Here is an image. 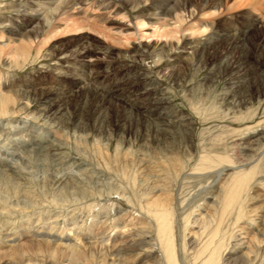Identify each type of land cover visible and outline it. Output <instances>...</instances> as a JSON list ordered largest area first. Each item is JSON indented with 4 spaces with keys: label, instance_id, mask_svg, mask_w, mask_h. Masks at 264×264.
Listing matches in <instances>:
<instances>
[{
    "label": "rangeland",
    "instance_id": "1",
    "mask_svg": "<svg viewBox=\"0 0 264 264\" xmlns=\"http://www.w3.org/2000/svg\"><path fill=\"white\" fill-rule=\"evenodd\" d=\"M30 1V4L38 2ZM49 1H51L49 4L51 7L47 6L48 8L44 9L45 12L41 16L52 9L50 18L53 22L50 28L34 41L25 60L19 59V62H13L11 65V63L4 64L10 60L4 47L8 43L17 44L18 40L14 39L15 37H12L4 28L5 24L8 23V20L17 19L19 11L16 9L21 7V4L27 13L31 14L33 11L24 0H0V11L2 10L0 12V50H4L0 52V73H2L1 80L6 84L1 87L0 97L2 93H5L10 94L13 99L15 98V101L12 99L14 103L11 105L16 110L15 113L0 115L2 127L0 159L7 161L14 173L11 174L9 169V172L6 171L7 169L4 170L0 180V232L7 231L6 233L12 234L17 229L26 231L22 230L25 229V225L37 229L52 221L61 223L58 227L60 231L63 217L74 215L79 218V223L72 227L69 226L71 230L66 231V234L72 242L80 245L86 252L93 251L98 254L101 251H108L116 239L134 236L137 233V227L134 224L136 218L133 217L139 214L136 205L144 192L149 191L148 194L151 192L160 193L162 189L167 190L166 193L170 191L175 219L182 225L185 215L192 219L194 215L202 217L207 214L209 196L216 186L225 182L228 175L244 168L247 170L256 164L259 169L251 183L248 196L242 195L244 210L247 211V214L245 213V217L236 224L225 221L222 227L226 229V237L234 235L235 238L232 241H236L239 237L256 240L254 228L247 226L245 222L251 217L264 222V138H259L264 136V94L257 96L256 84L251 83V91L255 94L251 101L231 102V89L227 87L229 86L228 80L235 75V63L238 64L241 59L245 63L255 61L257 65L264 68V62L258 60L254 55L255 45L264 42V20L258 21L256 25L247 26L248 39L244 50H241L239 44L236 47L235 43L231 44L232 41L236 42L235 38H230L231 42L227 43L229 38L226 39L222 35L223 29L226 27H231L232 31L236 28H243V24L247 21L243 17L235 16L242 12L243 8L247 7L246 11H253L262 19H264V14L261 15V13L264 12L257 9L251 10L249 6H239L237 0H208V2L207 0H193L195 6L187 8L182 6L183 10L180 11L186 21V24H183V21L180 25L181 33L177 38H169L152 36L154 27L160 25L155 18L151 21L143 20L142 17L141 19L136 18V15L141 12L142 14L149 11L155 12L153 6L156 3L165 2V0H137L134 8L128 6V9L123 10L115 5L110 6V3L116 0ZM181 1L183 2V0ZM262 3L264 2L262 1ZM34 4L31 5L32 9L39 8V6L37 7L38 3L35 4L36 6ZM10 10H14V13ZM230 15H233L232 19L228 18ZM28 16H24L25 19L22 18L21 21H27ZM144 21L147 24L138 25L139 22ZM163 22L170 23L171 21ZM190 23L198 25L205 23L208 33L193 34L188 29ZM212 32H216L217 35L221 34L222 37L215 41L209 40L213 45L210 53L207 52L201 57H196L197 59L192 56V59L182 63L180 70L174 69L175 72L167 71V69L161 71L170 66L165 63L167 57L169 58L173 55L172 53L181 50L184 43L196 44L202 39L207 40L210 33L213 34ZM145 43H150L151 47L146 51L142 49V53L138 55L135 52L136 46L139 44L143 46ZM240 43L242 42L240 41ZM82 47L88 50L102 48L101 50L104 52L91 59L93 60L92 68L86 69L85 67V72L91 74L92 86L101 85L120 93L121 97L135 101L134 99L139 100L141 97L138 88L152 78L160 89H165H163V97H166V105L191 115L194 119L193 124L186 128L173 123L164 133L160 127L157 128V120L155 121L154 118L144 114L145 116L141 115V123L135 122L133 118V123H130V126L133 124L130 127L131 133H123L116 129L120 127L124 119L126 120L125 110L120 106H113L102 112L105 122L100 129L95 125L94 111L101 106V98L92 90L79 91L82 94L70 96L68 113L74 116L77 109L81 114L84 113L81 115L84 119H82V128L62 125L53 120L49 114L38 115L36 108L42 102L38 96L54 94V91L49 88L51 85L56 89H61L63 83L71 81L62 76L63 78L58 77V84L51 83L57 76L49 69L60 63L61 54L70 55L73 62H81L79 54L83 51ZM190 49L187 48L188 52ZM144 56L147 60L141 59ZM187 56L190 58L188 53L183 58ZM224 59H226L225 66L222 63ZM77 64L79 63H76L78 68L82 67L81 64ZM7 65L11 66L7 67ZM138 65L141 66L144 74H147L141 75L138 73L140 71L136 72L137 69L134 71ZM149 67L151 68L150 73L146 70ZM157 70L159 71L156 72ZM187 84L192 87L189 91ZM44 87L48 90H44ZM20 100L27 102L28 107L19 110ZM147 103L150 104L148 107L153 105V101L151 102L150 99L146 101L145 105ZM75 104L81 107L78 108ZM126 105L129 108V104ZM74 107H77L76 110ZM138 109L134 112L140 113L141 108ZM252 112L256 113L253 117L245 116L246 113ZM107 124L108 127L110 126L109 128ZM13 130H18L23 135L34 131L50 133L52 137L58 139V143L60 142L59 152L62 159L58 160V158L47 156L36 150H31V154L33 152L31 155L29 151L18 147L15 139L12 140ZM242 146L247 148L242 150ZM208 158L214 161L218 160V163L214 161L208 163ZM221 158H226V160H220ZM73 160L78 163L83 161L82 164L85 166L77 167L72 164ZM61 174L68 177L65 184L57 188L56 185H53L54 178L55 175ZM76 183L80 188L75 185ZM74 188L75 190H73ZM118 188L122 189V192ZM124 190L126 192H123ZM122 193L125 194L122 195ZM125 197H128L129 200ZM118 200L131 205V208L133 207L132 209L127 208L130 210V216L121 213L114 226L113 223L109 225L108 222V225L99 230L92 227L88 233L85 224L90 222L91 217L89 216L85 223L87 214H84L83 211L86 213L90 207L86 208L85 205L90 202L91 206L97 209L102 204L110 207L113 201ZM81 201H84V205L81 204ZM179 224H177V228H181ZM225 229L222 232L225 233ZM179 236L181 235L179 234ZM262 237L264 238V234ZM7 238H12V235ZM30 238L33 239L32 235L27 234L20 242H28ZM263 238L261 242L257 241V254L255 251L251 255L252 260L246 264H264Z\"/></svg>",
    "mask_w": 264,
    "mask_h": 264
},
{
    "label": "bare ground",
    "instance_id": "2",
    "mask_svg": "<svg viewBox=\"0 0 264 264\" xmlns=\"http://www.w3.org/2000/svg\"><path fill=\"white\" fill-rule=\"evenodd\" d=\"M24 1L26 2L27 5H30L29 6L31 8L30 10L33 12L31 14L27 13V11H25V7L23 8L22 4H21V7H19L18 9H16V7H14L13 5V7L16 10H18L20 14L19 13L17 14L18 15L17 19L16 18L14 19L12 17L13 19L11 21L8 20V23L5 24V27L3 26L4 28H6V30H8V32L12 35V37H15L14 39L18 40L17 44L16 43H12V45L9 43L5 44L4 49L7 51L6 53L10 57V60L7 61L8 63L4 61L5 62V63L3 62L4 64L11 63L12 65L13 62L15 63L19 62V59L25 60L30 53V49L33 46L32 44L34 43V41L38 39L39 36L44 34L50 28L53 22L52 19L50 18L52 9L49 12L45 13L43 16H41L48 7L49 8L51 7V5H49L51 1L35 0V1H38L36 3H38L37 7L39 6V8H33V9L31 5L34 4L33 2L34 0H32L33 2L32 4L29 3L31 2L30 0H24ZM39 1H42V2H39ZM136 1L137 0H118V1L116 0V1H112V3H110V6L115 5L120 10L128 9L127 8L128 6L134 8ZM178 1L179 0H165V2L156 3L155 6H153L155 12L149 11L144 14H142L141 12L140 14L136 15V18L141 19L142 17L143 20H147V21H151V19L155 18L156 20L159 21L160 25H156L154 27L152 36L177 38L178 35L181 33L179 30L181 23L184 21L183 24H186L184 15L180 12L183 10L182 6L186 8L189 6H195L193 4L195 3V1L193 0H183V2L181 0H180L181 2L180 1L178 2ZM262 1L264 2V0H237L239 6H249L251 10L257 9V10L264 12V3H262ZM245 9H247V7L243 8L242 12L235 15L238 17H243L245 21H247L246 23L243 24V28L241 27L236 28L234 31H232L233 29H231V27H228V28L226 27L223 29L224 32L222 35L223 37H226V39L229 38L227 43L231 42L230 38H235L234 40H236V42L232 41L231 44L235 43L234 44L235 47L239 44L241 46V50H244V46L246 45V40L248 39L247 37L248 27L247 26L256 25L258 21L264 20L261 18V16L254 14L253 11L252 12L246 11ZM41 10H44V11H41ZM0 12H2V10ZM172 13H175V14L173 15ZM171 14L172 16L167 18V16ZM263 14L264 13H261V15ZM27 15H29L27 18L28 20L21 21V19L23 18L24 20L25 19L24 16H27ZM232 17L233 15H230V17L228 18L232 19ZM163 21H171V22L167 23ZM145 24H147L146 21L139 22L138 25L144 26ZM76 27L78 28L77 23H76ZM188 29L193 34L196 33V34L204 35L205 32L208 33L207 31L208 29L206 28L205 23H202L200 25L190 23ZM212 33H213L212 35L210 33L209 38L207 40L200 39L201 41L196 44H192V42L184 43L181 50L177 52L175 51L176 53L175 52L172 53L173 55L171 57L169 58L167 57L165 63L170 66L162 69L161 71L163 70L166 71L167 69V71L170 70L172 72H175L174 69H177V68L180 70L181 68L180 66L182 65V63H185L186 61H188V59L190 60L193 57L195 58L201 57L203 56V54L212 50L213 45L211 41L209 42V40L215 41L219 37H222L220 36L221 34L217 35L216 32H212ZM240 41L242 43H240ZM149 44L145 43L143 46H140L139 44L138 46H136L135 52L138 55H140L142 53L141 52L142 49L146 51L151 47V45ZM140 48L141 50L139 51ZM187 48H191L189 50L190 52H188ZM101 49L102 48H99L98 50H94V49L88 50L82 47L83 51H81V53L79 54V57L81 58V62L80 61L73 62L72 57L68 54L60 55V58H59L60 63L56 64V66L49 69L52 73L54 72L57 76L55 77V79L52 80L54 82H51V83L58 84L57 83L58 77H62V76L64 78H69L71 81L70 83H63L61 89H56V87H52L51 85V87L49 88L50 90L54 91V94H51V95L43 96L42 95L43 93L40 91L42 93L41 94L42 96H38V97L39 99L41 98L42 102L36 108V113H38V115L39 114L40 115L49 114L53 120L61 123L62 125L75 126L78 128L79 127L82 128L83 127L82 121L84 119L81 115L84 113L81 114L78 111V109H77L76 114H74V116H71V114L68 113L69 112L68 109H70L68 108L70 107L69 103L71 102L70 96L72 97L76 94H82L79 91L85 92V91L92 90L93 93L100 96L101 98V106L97 107L98 109L94 111L95 114L93 113L95 115V118H94L95 125L100 129L103 127L104 122H105L103 119L104 117L102 118V114H104L102 112L104 110L106 111L110 109V107H113V106H116V107L120 106L124 108L125 110L124 115L126 117V120L124 119V122L122 121L119 128L116 127L115 125V127L118 128L116 130H118L119 132H123V133L124 132L131 133L132 129L130 127L133 124L130 126V123L133 121V118L135 122L141 123L140 121L142 120L141 115H144V114L148 115V117L150 116V118H154L155 121L157 120V125H158L157 128L160 127L164 133L167 132V128L173 123H177L186 128H188L189 126L193 124L194 119L191 117V115L185 114L181 112L180 110H176L175 108L172 109L173 107H169L170 105H166L167 104V102L165 101L166 97H163L164 88L160 89L155 84L154 79H152L151 77L149 81L145 82L140 88H138L139 93L141 94V97L139 100L134 99L135 101H131L129 98L121 97L120 93L114 90H111L109 88L103 87L101 85L98 86V85L93 84L94 86H92L93 81L91 78V74L87 71L85 72V67L86 69L92 68L93 60L91 59H93L94 57H97L100 54H103L104 52ZM2 51L0 50V52ZM186 53L190 55V58L189 56L183 58V56ZM254 55L256 56L258 60L264 62V42H260L255 45ZM141 59L147 60L145 56L142 57ZM225 61L226 59L222 60L223 65L225 64ZM76 63L81 64L82 67L78 68L76 66ZM227 64H226V67H227ZM11 65H7V67H10ZM234 68H235L234 69L235 75L231 77L230 80H228L229 86L227 87L231 89V96H232L231 102L245 103V102L251 101V99L254 98V95H255L251 91V87H252L251 83L256 84V90H257L256 95L257 96L261 95L262 93L264 94V68H261L259 65H257V62L255 61H249L248 63H245L242 59L240 60L238 64L235 63ZM135 69H137L136 72L140 71L138 73L141 75L147 74V73L144 74V71L141 69L140 65L135 67L134 71ZM146 70L149 71L148 73H150L151 68L149 67ZM158 71L159 70H157L156 72ZM1 76H2V73H0V91H1V87L3 86V84L6 85L1 80ZM146 78H147V75H146ZM186 86L188 88V91L192 88L190 87L189 84H187ZM44 90H48V89L47 88L45 89L44 87ZM12 99L13 98L10 94H5V93L1 94L0 115L8 114L10 112L12 113L16 112L14 106L11 105L12 103H14L13 100L15 101V98L13 100ZM148 99H150L151 102L153 101V105L149 107H148V105H150L148 104L149 102L147 103V105H145ZM119 104L123 105L124 107ZM126 104H129V108ZM18 105H20L19 110L28 107L27 102H23V100H20ZM137 108L139 109L141 108L140 113L134 112V110H136ZM72 112H73V109H72ZM255 114L256 113H253V112L246 113L245 116L253 117ZM91 116H92V113H91ZM84 118L86 120V117ZM89 119L91 118L89 117ZM108 124H107V127H108ZM107 127L106 129H108L110 126L108 128ZM1 130H2V127L0 125V132ZM231 131L233 132V130ZM231 131L229 132L231 133ZM13 135L14 137H12L13 138L12 140L15 139L16 145L18 147L23 148L25 151H29L30 154H31V150H36L38 152L44 153L47 156L49 155L51 157L58 158V160L62 159V155L59 152L60 142L58 143V139L56 140V138L52 137L50 133L48 134V133H44L41 131L39 132L34 131L32 133L23 135V134H20V131L13 130ZM259 138H264V136H260ZM243 148L246 149L247 147L242 146V150ZM44 154L43 156H45ZM18 159L21 160V158L19 157ZM220 160H226V158H221ZM207 161L208 163H213L214 160L208 158ZM217 161H214V162H217ZM80 162L83 163V161H80ZM82 163H78L73 160L72 164H75L77 167L81 168L85 166ZM8 169L10 170L11 174H14L12 173L13 169L10 168V164L7 163V161L5 160L0 159V180L3 177V171L4 170L8 171ZM258 169H259V166L255 164V165H252V167L247 170L244 168L242 170L233 172L232 174L228 175L229 177L226 178L225 182L222 183V185L216 186L215 189L213 190V193H211V195L209 196V199L207 200V206H209L207 214H205V216H202V217L198 215L197 216L194 215L195 218L193 217L192 218L193 220L190 217H187L185 215L182 225H180L179 222L176 221L175 219L176 215L174 214V208L171 202L172 195L171 193H169L170 191L166 193L167 190L165 191L164 189H162L161 191L160 190L161 188H160L159 189V192L161 191L160 193L151 192L148 194L149 191L144 192L143 190L144 195L142 194L141 199H139L138 201V205H136V208H138L137 210L139 211V214L133 217V218H136V222L134 224L136 225L135 227H137L136 228L137 233L134 236H126L120 239L119 238L116 239L114 243L111 245V247L108 249V251H101L100 253L98 252V254H96L93 251L86 252L82 247H80V245L76 244L75 242H72L70 238L68 237V235L66 234V231L71 230V227L74 226V224L76 225L79 223V220H78L79 218L74 215L68 216V217L65 215L63 217V219L61 220L63 224H62V228H60V231L58 227L61 225V223L52 221L51 223H48V224L45 223L46 225L44 224L40 228H37V229H34L31 226L25 225V229H22V230H26V231H20L19 229H17L13 231V233L11 232L12 234L6 233L7 231L5 233L0 232V264H64V261L66 262L65 264H137V262L138 264H246L248 261L252 260L251 255L255 253V251L258 249L257 241L258 242L262 241V238H263L262 236L264 234L263 233L264 232V222L257 221V219L254 217L247 219L245 223L247 226L254 228L256 240H254L253 238H249V237H247L246 239H241L239 237V239H236V241L238 240L237 242L233 240L235 241L234 243L232 241V239L235 238L234 235L229 234L230 236L226 237L225 236L226 229L222 227L225 221H231L233 222V224L234 223L236 224L240 221L241 218L245 217V213L247 211L244 210L245 207L243 205L242 195L245 194L246 196H248L251 183H253L254 176L258 172ZM104 172L106 173L105 169H104ZM67 177L68 176L64 174H61L58 176L55 175L53 185H56L57 188L59 186L62 187L65 184V180ZM75 185H78V184L76 183ZM78 188H80L79 185H78ZM73 190H75V188ZM119 190H121L122 192V189H119ZM123 192H126V191L124 190ZM124 194L122 193V195ZM125 198L129 200L128 197H125ZM57 200H60V199H57ZM121 200L113 201L110 207L104 204H102L101 206L99 205L100 207L99 208L97 207V209H94L93 208L94 206H91L92 205L90 204L91 200L90 202L87 201L88 204H86L85 207L86 208L90 207V208L89 210L86 211V213L84 211L83 213L87 214L84 220L85 223L89 219L88 217L89 216L91 217L90 222L88 224H85L87 227L88 233L90 232V229L92 227H94V229L99 230L103 226L108 225L107 224L108 222H109V225L113 223V226H114V223L117 222L118 219L120 218L121 215L119 214L121 213L122 214L126 213L127 216H130L129 214L130 210H127V208L132 209L133 207L131 208V205L127 204L126 202L123 203L121 202ZM83 202L84 201H81V204H83ZM177 224H179L181 228L179 227L177 228ZM69 226L71 227L69 228ZM241 228H244V227H241ZM223 229H225L224 230L225 233L222 232ZM27 234H30V236L32 235L33 239L30 238L28 242L26 241L20 242L24 238V236ZM179 234L181 236H179ZM11 235H12V238L8 239L7 237ZM257 251L255 254H257ZM5 257H8V258L6 259Z\"/></svg>",
    "mask_w": 264,
    "mask_h": 264
}]
</instances>
